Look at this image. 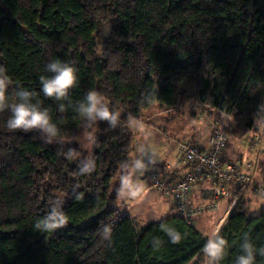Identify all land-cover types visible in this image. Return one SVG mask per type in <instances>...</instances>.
Returning <instances> with one entry per match:
<instances>
[{
  "label": "trees",
  "instance_id": "1",
  "mask_svg": "<svg viewBox=\"0 0 264 264\" xmlns=\"http://www.w3.org/2000/svg\"><path fill=\"white\" fill-rule=\"evenodd\" d=\"M54 60L78 69L71 103L41 92L40 76L53 75L46 65ZM0 66L10 77L9 102L19 86L35 92L60 130L47 143L38 130L10 131L11 113H0V264L202 263L208 237L194 223L172 215L141 224L116 207L119 178L133 164L129 123L158 103L177 114L199 110L210 132L212 121L229 115L228 139L260 132L264 0H0ZM90 89L120 113L116 128L106 121L88 127L74 111ZM91 161L95 169L81 174ZM176 164L170 171L157 161L147 175L160 170L171 184L190 169ZM258 170L264 184V157ZM250 203L237 201L219 228L229 245L220 264H236L245 240L264 247V208L253 214ZM57 204L68 224L41 232L36 222ZM162 227L180 232L181 242L172 244ZM256 264H264L258 252Z\"/></svg>",
  "mask_w": 264,
  "mask_h": 264
},
{
  "label": "clouds",
  "instance_id": "2",
  "mask_svg": "<svg viewBox=\"0 0 264 264\" xmlns=\"http://www.w3.org/2000/svg\"><path fill=\"white\" fill-rule=\"evenodd\" d=\"M46 71L53 75L40 76L41 92L47 98H52L55 101L69 100V91L76 87L78 83V69L73 64L60 60L51 61L46 65ZM10 77L6 74V69L0 66V113L7 109L11 115L7 120V128L10 131L22 130L25 132L38 130L46 136V142L52 143L53 139L58 137L59 128L53 123L52 116L47 108L41 106L39 102H34L36 93L29 91L22 86H19L15 91V101L9 102L7 95L10 86ZM71 103V101H70ZM65 104L60 103L58 110L64 112ZM74 111L87 121V126L91 127L98 121H106L110 128H116L120 121V113L114 111L109 106L107 98L97 90L90 89L87 91L81 101L74 107ZM131 119V118H130ZM264 122L258 118L256 123ZM90 141L94 142L92 137ZM69 159L73 155V150L69 149L66 153ZM155 160L152 161L153 165ZM132 170H140L141 173L147 170V166L141 159H136L132 164ZM95 169V162L85 163L80 167V173H91ZM120 195L125 188L129 189V197H133L139 188L136 184L133 186V180L130 175H122L120 178ZM68 224V217L59 207V204L51 207V210L40 220L36 222L35 227L43 233L54 232L57 229L65 227ZM162 230L170 238L172 244H179L182 240V235L174 228H163ZM110 227L104 228V236L110 235ZM247 235V234H245ZM228 241L220 235V229L217 228L208 236L207 241L202 249L206 264H220L225 258L228 249ZM243 255H240L236 264H256V253L264 256V247L256 249L251 242L245 240L242 245Z\"/></svg>",
  "mask_w": 264,
  "mask_h": 264
},
{
  "label": "rangeland",
  "instance_id": "3",
  "mask_svg": "<svg viewBox=\"0 0 264 264\" xmlns=\"http://www.w3.org/2000/svg\"><path fill=\"white\" fill-rule=\"evenodd\" d=\"M107 30L108 28L106 26H102V32L104 34H106ZM158 108V103H155L144 110L143 116L140 119V124V121L137 122V120L130 121L129 126L133 130L135 137L132 156L133 162L136 159H141L144 163L147 160H149L148 162L150 163H152L153 160H161V163L166 164L165 167L168 169L169 165L174 166L177 162L180 151L179 143L187 142L190 135L198 129L197 127L202 129L206 125V121H204V114L198 115L199 110L196 109L195 116L193 117L190 116L191 110L187 109L178 116L177 112L169 113L170 115L175 116L174 119H167V117H170L168 113H165L164 116L149 119L148 116H150ZM144 118L146 119L143 120ZM261 119L264 120V116H261ZM260 124V132L257 134L253 131H248L241 136L229 138L222 154L228 161L237 162L238 169L241 172H248L253 176L255 185H257L256 187L259 189H257L254 194L245 195V192L250 191V188H247L243 190L242 195L238 197V201L243 200V198H249L251 200L250 212L253 214L258 213L261 208H264V193L260 192V185L264 184L260 181L257 165L259 159L264 157V126H262V122ZM253 137L256 138V140ZM254 141L257 145L252 147ZM250 163H252V166L255 164V169H246V166H249L248 164ZM148 165H146L147 169L150 168H148ZM129 175L132 177L133 186L138 184L139 188L133 197H129V189L125 188L123 190L118 198V202L116 203V207L121 212L125 210V207L131 200L136 198V202L130 206L129 210L133 214H137L138 217L135 216V218L137 219V222L141 224L160 220L165 216V214H169L170 209L167 210V208H164L166 207L168 198L157 193L154 188H148V186L151 185V180L148 175L145 176L144 172L141 173L140 170L133 171L132 169ZM144 187L148 189L146 193L141 196V192ZM157 198H160L161 202L158 203ZM224 198L225 197L221 198V202L219 201L222 206L225 201ZM162 209L165 210V214H162ZM215 213L216 212H210L193 220L196 227L200 228L204 232H210L209 234L206 233L207 237L211 234V232H213V225L217 222V220H222L218 226V228H220L226 219L225 218L223 220V217L221 216L223 209H221L217 215ZM198 219H200V221H198ZM203 258L204 260L200 264H206L207 257H205L204 254ZM189 264L196 263L192 261Z\"/></svg>",
  "mask_w": 264,
  "mask_h": 264
},
{
  "label": "built area",
  "instance_id": "4",
  "mask_svg": "<svg viewBox=\"0 0 264 264\" xmlns=\"http://www.w3.org/2000/svg\"><path fill=\"white\" fill-rule=\"evenodd\" d=\"M224 122L212 121L209 135V148L201 151L198 146L182 143L179 146L178 163L182 166H190L184 175L171 184H167L160 176V170L151 171L152 187L171 200L175 214L183 217L189 223H194L198 217L210 212L218 211V202L205 206L193 205L190 201L192 189L199 183L209 180L212 183L213 196L216 200L227 197L231 188L237 189V193L230 206L233 207L243 190L255 185L250 173H243L238 169L237 162L226 161L223 151L228 138L225 134L229 115H224ZM257 143L254 141L252 147ZM260 192L264 193V185H260Z\"/></svg>",
  "mask_w": 264,
  "mask_h": 264
},
{
  "label": "crops",
  "instance_id": "5",
  "mask_svg": "<svg viewBox=\"0 0 264 264\" xmlns=\"http://www.w3.org/2000/svg\"><path fill=\"white\" fill-rule=\"evenodd\" d=\"M195 112V111H194ZM165 113H172V112H167V111H165V110H156V111H154L150 116H148L149 117V119L150 118H156V117H160V116H164L165 115ZM181 115V113H178L177 114V116L178 115ZM198 115H201L200 114V111H199V114ZM169 116L170 117H167V119H170V118H172V119H174L175 118V116H173V115H170L169 114ZM190 116L191 117H193V116H195L193 113H190ZM195 118H197V117H195ZM204 121H206V125L202 128V129H199V127H197L198 129H196V131H194V133H192L191 135H190V137H189V140L188 141H190V142H192V143H195L196 145H198L199 147H201V148H203V149H207V148H209V135H210V128H209V120L207 119V118H205V115H204ZM138 122V121H137ZM141 122H139V124H140ZM201 128V127H200ZM254 138V137H253ZM223 158L226 160V161H228L226 158H225V156H223ZM240 160V159H239ZM149 160H147L146 162H145V164L146 165H148V168L149 167H153L152 165H153V163H150V162H148ZM158 162H160L161 163V160H157ZM156 161V162H157ZM240 162H241V160H240ZM240 164V163H239ZM164 165H166V164H164ZM249 166H246V169L247 168H249V169H255V164L252 166V163H250V164H248ZM257 165H258V162H257ZM177 168H180V166L179 165H177V164H175L174 166L173 165H169L168 166V169L167 170H170V171H172V170H175V169H177ZM241 168H242V166H241ZM132 169V168H131ZM130 172H131V170H130ZM130 172H129V174H130ZM144 174H145V176L147 175V170L146 171H144ZM149 177V176H148ZM120 187H121V185H120ZM148 188L150 189V188H153L151 185H149L148 186ZM148 188H146V187H144L143 189H142V192H141V196H143L145 193H146V191H147V189ZM212 183L209 181V180H205V181H202V182H199L193 189H192V191H191V193H190V201H191V203L193 204V205H199V206H205V205H209V204H212L213 202H218V211H216V215L220 212V210L221 209H223V213H222V219L224 220L226 217H227V215L229 214V212H230V210L232 209V207L230 206V199L232 198V196L234 195V193L235 192H237V189H234V188H231V193H230V195L229 196H227V197H225L224 199H225V201L223 202V206L222 205H220L221 203V199H219V200H216L215 198H214V196H213V192H212ZM154 190H156V189H154ZM156 192L157 193H159V194H162V193H160L159 191H157L156 190ZM248 192V191H247ZM247 192H245V195H249V194H251V191H249L248 193ZM120 196V195H119ZM165 197V196H164ZM119 198V197H118ZM245 199H249V198H245ZM136 198H134L133 200H131L128 204H127V206L125 207V210H123L122 211V214H129L131 217H133L136 221H137V219L135 218V216H137V214H133L129 209H130V206L134 203V202H136ZM220 201V202H219ZM117 202H118V200H117ZM157 202L159 203V202H161V199L160 198H157ZM164 208H167V210L168 209H170V212H169V214H165V210L164 209H162V214H165V216L163 217V218H166V217H169V216H172V215H176L175 214V210H174V208H173V205H172V203H171V200L170 199H167V203H166V207H164ZM138 217V216H137ZM198 221H200V219H198ZM218 221L219 220H217V222L213 225V228H214V230L215 229H217L218 228V226H219V224H220V222L222 221H219V223H218ZM194 225H195V222H194ZM195 227H196V225H195ZM198 230H200L202 233H204L205 235H206V233L207 232H204V231H202L200 228H198V227H196ZM213 230V231H214ZM210 233V232H209ZM209 233H207V234H209Z\"/></svg>",
  "mask_w": 264,
  "mask_h": 264
}]
</instances>
